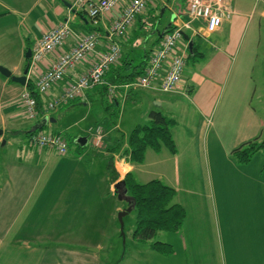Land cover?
<instances>
[{
  "label": "crops",
  "instance_id": "obj_1",
  "mask_svg": "<svg viewBox=\"0 0 264 264\" xmlns=\"http://www.w3.org/2000/svg\"><path fill=\"white\" fill-rule=\"evenodd\" d=\"M72 1L0 0V63L16 75L23 74L26 39L32 37L35 43L44 32L65 20L70 21L76 31L96 30L101 35L99 48L106 50L111 20L100 19L95 24L86 10L74 7ZM228 1L236 13L216 32L203 37L192 30L186 31L203 55L197 56L190 71L187 66L192 58H188L179 89L173 94L150 90L153 101L167 102L169 108L177 107L171 113L177 120L171 129L177 146L176 154L165 147L160 151L148 149L142 164L132 163L128 154L115 147L118 137L112 136L114 132L111 130L107 132L101 149L90 144L85 154L82 153L86 148L65 155L50 149L30 150L37 155L34 156L23 150L22 145L7 139L8 135L27 134L45 119H48L46 126L53 128L52 132L63 133L78 123L73 115L81 117L79 121L86 118L85 115L80 116L81 106L89 107L99 91L96 88L88 90L77 99L81 100L79 104H72L69 111L58 116L61 109L58 112L43 110L45 104L61 91V87L54 88L49 96L42 95V113L34 119V125L24 129L21 95L27 84L23 86L0 74V128L4 130L0 138V264H103L106 251L111 248L116 252L120 250V225L115 212L117 214L127 206V202L120 199L122 202L119 201L113 210L108 209L103 216H97L95 208L88 209L87 216H72L66 211L74 204L69 201H63L61 205L48 202L47 213L40 216L38 210L41 212L44 201L38 191L37 198L32 201L37 211H29L28 219L24 216L21 220L19 216L27 202L28 186H34L35 175L40 176L37 170L40 158L44 168L52 165L55 169L52 172L69 178L71 191L76 186L75 193L70 192L71 197L82 200L97 199L102 195L108 197L110 193L114 195L116 182L131 173L138 182L160 179L177 190L175 201L185 208L186 217L182 229L175 232V240L164 241L172 245V253L154 250L151 246L153 241H150L149 245L134 246L136 249L130 255L118 257L117 264H264V161H261L264 149L244 163L237 161L232 154L244 143L255 138L259 141L264 139L261 137L264 121L251 106L255 61L247 52L252 32L260 24L259 19L264 18V4H261L264 0ZM186 6L187 0H156L154 6L137 18L126 36L113 38L121 45L123 58L132 60L134 64L142 62L145 69L160 42L159 32L176 18L189 20ZM167 10L173 17L162 30L159 28L160 19ZM150 22V32L139 36ZM193 24L197 28L205 26L203 20H196ZM201 39H209L208 48ZM131 42L138 43L137 48L133 45L135 43L130 46ZM73 46L74 40L69 38L62 48L39 63V67L31 68L27 83L35 84L39 75ZM139 46L144 47L143 53L138 51ZM92 60V56H88L70 71L63 83L84 74L91 68ZM4 139L5 145L9 146L6 151L2 150L7 147L2 145ZM210 139L219 142L231 162L229 166L244 179L242 185H212ZM122 148L124 151L128 149L127 140L123 141ZM111 158L113 169L119 175L115 182L109 172ZM56 159L59 161L55 162ZM254 162L259 163V168ZM70 165L71 170L65 168ZM102 173L109 186H98V181L93 179ZM89 177L92 179L90 186ZM47 189L51 190L50 186ZM224 196L228 200L226 204L223 203ZM57 207L62 208L58 211ZM71 238L81 242L74 244Z\"/></svg>",
  "mask_w": 264,
  "mask_h": 264
},
{
  "label": "built area",
  "instance_id": "obj_2",
  "mask_svg": "<svg viewBox=\"0 0 264 264\" xmlns=\"http://www.w3.org/2000/svg\"><path fill=\"white\" fill-rule=\"evenodd\" d=\"M73 6L84 9L95 24L100 20H111L109 28V44L101 50V35L96 30L76 31L70 21L65 20L54 28L44 32L32 46L31 68L46 59L55 50L62 48L69 38H73L74 46L63 52L50 67L43 71L35 81L36 90L47 95L54 88L61 87L58 96L50 99L43 108L53 111L62 104L83 97L86 92L104 82L105 75L113 66L119 65L123 50L116 37L126 36L137 18L154 6L156 0H73ZM236 11L228 0H188L186 6L187 21L176 18L172 28L166 31L158 46L153 50L144 72L132 84L137 88L156 90L162 93H174L182 82L189 57V43L184 32L192 30L197 35L209 37L216 32L224 21L230 20ZM203 20L205 26L194 27L193 22ZM92 56V65L84 74L64 84L65 78L78 64ZM31 70V69H30ZM63 84V85H62ZM62 85V86H61ZM117 85H110L109 96L115 94ZM23 116L36 119L41 115L37 99L26 88L21 95ZM88 136L95 147L104 143L105 131L102 125L90 126ZM29 147L36 150L50 149L60 155L69 151L67 137L61 133L37 130L31 132L27 139Z\"/></svg>",
  "mask_w": 264,
  "mask_h": 264
},
{
  "label": "rangeland",
  "instance_id": "obj_3",
  "mask_svg": "<svg viewBox=\"0 0 264 264\" xmlns=\"http://www.w3.org/2000/svg\"><path fill=\"white\" fill-rule=\"evenodd\" d=\"M188 1V0H187ZM264 4V1L261 2V4ZM258 16V13L255 15ZM162 18L161 23L159 25L160 29H164L166 25L169 23V20L173 17L172 13L170 11H166L164 15L161 16ZM259 17H256V20H258ZM260 24H257L256 30L252 32V37L251 41L248 47L247 52L251 53L254 61H255V71L252 74L253 77V91H252V96H251V106H253L257 110V114L260 119L264 121V18H260ZM152 24L150 22L149 25H147L146 30L141 31L139 36H144L145 34L149 33L151 30ZM25 32H23L24 34ZM139 38V37H138ZM136 38V39H138ZM33 38L29 37L26 39L27 45L33 46L34 43L32 42ZM204 46L207 48L209 47V39H201L200 40ZM135 43V44H133ZM131 42V44L134 45V47L137 48L138 43L136 42ZM139 52L143 53L144 52V47L139 46L138 49ZM123 56L121 60L119 61V65H122L123 63ZM26 64V62H25ZM25 64L23 68L25 67ZM4 65V64H2ZM195 61L191 59L189 61V64L187 66V70H192L194 68ZM6 66V65H4ZM8 67V66H6ZM9 68V67H8ZM10 69V68H9ZM136 80V79H135ZM135 80L131 81L128 84H132L135 82ZM233 80L230 83V86L232 85ZM97 91L99 90V87L96 89ZM53 92V91H52ZM152 91L147 90V89H142V88H137L132 85L130 86H125L120 89L115 90V98H118L119 104L115 105L114 107L110 109L106 108L108 106V97L106 95H99L97 96L96 100L90 104L88 107H82L81 110L82 113L80 112V116L85 115V119L79 121L81 117H77L75 115L72 116L78 123L76 125H73L72 128L68 129L67 131H62L63 134H65L66 137H68V142H69V154H72L73 152L76 153V150H82L84 148H89L91 143V140L89 138L88 130L90 126H97V125H102L104 128L105 133L110 132L111 130L114 132L112 136L118 137L117 134H119L120 137H123L124 141L128 140V136L130 132L133 130V128L139 124V123H145L148 120L147 113L150 109H155L158 108L162 110L166 115L173 117L171 113L175 112L177 107L175 108H169L167 102H161V106H156L155 101L151 99L153 96ZM132 94L129 99L128 98L129 94ZM169 94V93H166ZM173 94V93H170ZM162 97H168V96H162ZM238 99L240 96H237ZM114 98V99H115ZM165 98V100H166ZM108 101V102H107ZM81 100H76V101H71L69 105H61L58 109H56V112H58L59 109H61V113H58V116L61 114L66 113L69 111L70 106H76L79 104ZM178 106V105H177ZM59 111V112H60ZM53 112V111H52ZM79 113V112H77ZM56 114V113H55ZM24 121L22 122L23 125L22 127L24 129H30L34 124V119L27 118L24 116ZM73 119V120H74ZM115 122L114 124H119V130L115 132V129L113 127L114 124H111V122ZM53 128L50 127V125L45 126L44 130L45 131H53ZM87 131V134H86ZM80 136H88L89 142L85 146H81L77 143V138ZM107 136V135H106ZM261 137L264 138V128L261 134ZM105 138V137H104ZM7 139L11 140V142L15 143L16 145H22L23 150H26L30 152V150L35 151L36 149H33L29 147L27 139H28V134L26 133H20L19 135H8ZM211 140V139H210ZM211 151L212 154H210V164L211 168H213V173H212V185L213 186H233V185H242L244 179L240 176V174L230 167L229 165L231 164L230 161L227 160L226 153L224 152L223 149H221L219 142L214 139V142H212ZM105 144H102L100 147H95L96 149H101ZM7 145L3 146L6 147ZM123 143H121V146L119 149H121L125 154H127V148L124 149ZM9 148L7 146L6 148H2L3 151H6ZM87 148L84 149L82 154H85L87 152ZM80 152V151H79ZM31 153V152H30ZM211 153V152H210ZM34 156V153H31ZM151 154V153H150ZM152 156L149 157V160L151 159ZM59 159H56L55 162H58ZM152 161V160H150ZM262 162L264 161V157L261 160ZM257 168H259V163L254 162L253 163ZM44 162L42 158H40L39 161V167L37 170H39L40 176H34L33 181H34V186H28V195H27V202L24 204L23 207V213L19 216L21 217V220H24L23 217L26 216V219H28V212L31 210L37 211L34 209L32 206V201L37 198L38 196V191H39V196L40 199L44 201L43 204L44 207H41V212L38 210V213L40 216H43V213L46 214L48 211V202H55V204H62L63 201H69L71 204L74 202L73 205H71V208L69 210H66L67 213H69L72 216L75 217H82V216H87V210L91 208H95L97 216H103L104 214L107 213L108 209L114 208L117 204H119V198L116 193L112 195L111 193L108 194V197L105 195L98 196L97 199H88V200H82L80 197L76 198V196L71 197V193H75V188L74 187L73 191H71L72 184L68 181L69 178H65L63 175L55 174L52 172L55 169L53 168L52 165L49 167L46 166L44 168ZM65 168H68V170H71V165L68 167L66 166ZM220 170H222V173L220 174ZM53 176H56L53 179ZM104 177V180H103ZM96 179L98 181V186H109L107 181H105V176L102 173V176H96L93 177V179ZM89 186L92 185L90 184L92 182L91 177L87 179ZM104 181V182H103ZM119 181V180H118ZM117 181V182H118ZM137 181V180H136ZM116 182V183H117ZM47 186H50L51 190L47 189ZM44 190V193H42ZM228 200L224 196V201L223 203L226 204ZM87 202V205L85 206ZM122 202V201H120ZM231 202V200H229ZM62 207H57V210H61ZM39 209V208H38ZM46 210V212H43ZM119 213V212H118ZM118 213L115 216L117 219V222L119 224L118 220ZM223 217L221 218V221H223ZM32 227V226H30ZM135 228V216L132 213L128 214L124 218V230H125V241L124 238L121 237V230L119 227V239H120V250L116 252L115 248H111L108 251H106V254H103V264H117V259L118 257L122 255H130L133 251V249H136L134 246H138L137 248L143 246V245H149L150 241H137L133 237V231ZM32 229V228H31ZM118 234V232H117ZM177 236V233H171L168 231H160L158 235L152 240H162V241H174L175 237ZM67 239V238H66ZM72 239V238H71ZM74 244H77L81 242V240L78 239H72ZM111 241L113 238H111ZM106 241H109L107 239ZM151 241V242H152ZM135 251V250H134Z\"/></svg>",
  "mask_w": 264,
  "mask_h": 264
},
{
  "label": "trees",
  "instance_id": "obj_4",
  "mask_svg": "<svg viewBox=\"0 0 264 264\" xmlns=\"http://www.w3.org/2000/svg\"><path fill=\"white\" fill-rule=\"evenodd\" d=\"M159 18L160 16H157V19ZM172 27L171 25L168 30ZM160 34L161 32L158 35ZM28 48H31V46L27 45L26 51ZM200 55L202 56L203 54L199 51L197 43L194 41L192 52H189L188 58H192L195 61L197 56ZM28 61L30 62V60ZM143 72V63L134 64L130 59H124L122 65L113 66L105 75L104 82L94 87L96 89L99 87V95L105 97L107 95L110 102L107 101L108 106L106 108L111 110L112 107L119 104V99L115 98V95L112 98L109 96L110 85H117V89H120L125 84L137 79ZM34 85V83L28 82L27 89L37 99L38 107L42 110V94L35 89ZM70 102L65 103V105ZM114 123L113 121L111 122V124ZM176 123L177 120L174 117L166 115L162 110L158 108L151 110L148 114V120L145 123L137 124L128 136V149L126 151L130 161L135 164H142L145 161L148 149L160 151L165 147L172 154H176L177 146L171 131ZM113 127L115 132L119 130L118 123L114 124ZM27 134L29 135L31 132L29 131ZM63 135L65 136V134ZM117 135L118 139L115 147L119 148L124 139L119 134ZM258 139L255 138L235 148L232 152L235 159L242 163L248 162L258 151L264 149V139L262 141ZM109 172L111 180L113 182L117 181L119 175L113 169L112 158ZM124 179L126 180L129 195L135 199V208L133 210L135 216L133 237L135 240L152 241L160 231L178 232L182 229L186 210L179 202L175 201L177 190L174 187L169 186L160 179H152L141 183L136 181L132 173L126 175ZM151 246L154 250L163 254H171L173 251L172 245L162 240L153 241Z\"/></svg>",
  "mask_w": 264,
  "mask_h": 264
},
{
  "label": "water",
  "instance_id": "obj_5",
  "mask_svg": "<svg viewBox=\"0 0 264 264\" xmlns=\"http://www.w3.org/2000/svg\"><path fill=\"white\" fill-rule=\"evenodd\" d=\"M69 6H72L71 4L67 3ZM172 25L169 24L162 32H161V36H163V34L169 29V27ZM185 40L188 41L189 43V51L192 52V48H193V44H194V40H192L190 38V35L186 32L183 33ZM32 57V48H28L26 51V55L25 58L27 60H31ZM31 69V64L30 62L26 65L23 74L21 75H16L14 74V72L9 69L8 67L2 65L0 63V74L3 75L4 77L10 79L13 82L19 83L23 86H26L27 81H28V73ZM156 106H161V101L160 100H156L155 102ZM52 121H54V119H51ZM48 119L43 120L42 122L37 123L36 125H34L32 127V129L30 130V132H35L39 129H43L46 125H47ZM4 135V130L2 128H0V138L3 137ZM77 143L81 146H85L86 144H88L89 142V138L88 136H80L77 138ZM6 144V139L3 140L2 145ZM115 189H116V193L118 195V198L120 200L126 201L127 202V206L121 210L118 213V220H119V225H120V230H121V234L122 237L124 238L125 241V230H124V218L125 216H127L128 214L132 213L134 208H135V199L129 195L128 193V188L126 187V180L125 179H121L119 180L116 184H115Z\"/></svg>",
  "mask_w": 264,
  "mask_h": 264
},
{
  "label": "flooded vegetation",
  "instance_id": "obj_6",
  "mask_svg": "<svg viewBox=\"0 0 264 264\" xmlns=\"http://www.w3.org/2000/svg\"><path fill=\"white\" fill-rule=\"evenodd\" d=\"M29 63V61L26 59V64H25V67H26V65ZM25 67H24V69H25ZM23 72H24V70H23Z\"/></svg>",
  "mask_w": 264,
  "mask_h": 264
}]
</instances>
